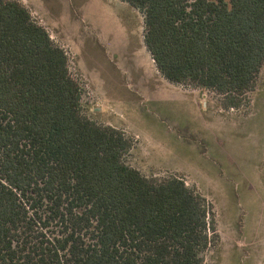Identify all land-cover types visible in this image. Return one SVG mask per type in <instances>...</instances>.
<instances>
[{
	"label": "trees",
	"instance_id": "trees-1",
	"mask_svg": "<svg viewBox=\"0 0 264 264\" xmlns=\"http://www.w3.org/2000/svg\"><path fill=\"white\" fill-rule=\"evenodd\" d=\"M122 1L142 12L164 78L231 106L253 90L264 0ZM131 145L80 113L65 51L23 4L0 0V264H204L211 206L181 178L126 163Z\"/></svg>",
	"mask_w": 264,
	"mask_h": 264
},
{
	"label": "rangeland",
	"instance_id": "rangeland-1",
	"mask_svg": "<svg viewBox=\"0 0 264 264\" xmlns=\"http://www.w3.org/2000/svg\"><path fill=\"white\" fill-rule=\"evenodd\" d=\"M17 1L65 51L80 113L131 140L125 162L145 177L181 178L211 206L218 237L203 263L264 264V63L231 106L164 78L144 45L142 12L125 1Z\"/></svg>",
	"mask_w": 264,
	"mask_h": 264
}]
</instances>
